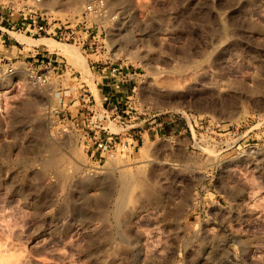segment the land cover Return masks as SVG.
Wrapping results in <instances>:
<instances>
[{
	"label": "rangeland",
	"instance_id": "1",
	"mask_svg": "<svg viewBox=\"0 0 264 264\" xmlns=\"http://www.w3.org/2000/svg\"><path fill=\"white\" fill-rule=\"evenodd\" d=\"M94 1L0 8V59L65 65L52 88L0 78V264H264V0H103L84 24ZM42 19L101 47L38 37ZM113 106L163 133L126 149L111 123L91 155L90 109Z\"/></svg>",
	"mask_w": 264,
	"mask_h": 264
},
{
	"label": "built area",
	"instance_id": "2",
	"mask_svg": "<svg viewBox=\"0 0 264 264\" xmlns=\"http://www.w3.org/2000/svg\"><path fill=\"white\" fill-rule=\"evenodd\" d=\"M11 0H0L1 11H7L8 9H3L7 2ZM9 7V6H8ZM105 12V4L103 0H96L92 3L85 5L81 12L82 23L88 22V20L93 16L94 18L101 17L102 13ZM10 24V22H9ZM92 24V23H90ZM7 27L14 29L15 31L22 32L24 31L23 25H7ZM94 30V25H91ZM34 32L38 37L48 36L53 39H58L63 42H70L72 44H77L79 47H82L84 51H98L101 44H98L97 41L86 42L81 38L80 30L74 25H65L63 22H57L51 24L50 21H44L43 19L34 24ZM96 28V26H95ZM99 30V31H98ZM96 33L91 32L92 38H96L101 33L99 27L95 29ZM65 65L63 64L62 59H46L41 58L37 60H28L22 57H13V58H1L0 59V78L10 77V78H24L25 81L35 87L39 88H52L54 84L52 79L54 76L57 78L62 77L65 70ZM59 93V92H56ZM93 110L94 114L99 116L98 122L89 126L86 135H89V142L86 143V151L90 149L91 155L95 152L109 153L113 151L116 147V134L110 130L109 124L113 123L121 127L124 131H129L127 135V140L121 141L123 148L136 147L139 142V136L137 133H130L131 128L128 127L127 119L123 116V113L118 110L117 106L110 108H103V111L98 113L96 109ZM97 112V113H96ZM161 125V123H159ZM92 142V143H91ZM93 145L91 148L90 145Z\"/></svg>",
	"mask_w": 264,
	"mask_h": 264
},
{
	"label": "crops",
	"instance_id": "3",
	"mask_svg": "<svg viewBox=\"0 0 264 264\" xmlns=\"http://www.w3.org/2000/svg\"><path fill=\"white\" fill-rule=\"evenodd\" d=\"M112 95L113 93H110V95H108V98H110V96ZM169 127L170 129L175 130L174 125L171 124L169 125ZM162 130H163V127L159 123H157L155 125L146 124L145 127L140 128L137 131H138V136H140L141 139L144 140V139H150L152 136L157 135L159 132L162 134L163 133Z\"/></svg>",
	"mask_w": 264,
	"mask_h": 264
},
{
	"label": "bare ground",
	"instance_id": "4",
	"mask_svg": "<svg viewBox=\"0 0 264 264\" xmlns=\"http://www.w3.org/2000/svg\"><path fill=\"white\" fill-rule=\"evenodd\" d=\"M22 41V40H21ZM28 41V40H27ZM26 41V42H27ZM25 42V41H24ZM28 42H32V41H28ZM27 42V43H28ZM42 42H44L46 45H48V47L49 48H55L56 50H58V51H60V52H64V53H66L67 55H69L70 57L72 56V52H71V50H67V49H63V48H61L58 44H56V43H53V42H50L49 40L48 41H42ZM145 154V153H144ZM138 172V171H137ZM135 173V172H134ZM136 181V180H135ZM132 182V181H131ZM145 186V185H144ZM151 188V187H150ZM152 189H153V187H152ZM145 190V189H144ZM142 192H143V190H142ZM145 193H146V196H147V199L149 198V199H152L153 198V196H154V190L153 191H151L150 189L149 190H145ZM157 193V192H156ZM143 194H144V192H143ZM144 198V197H143ZM178 208V207H177Z\"/></svg>",
	"mask_w": 264,
	"mask_h": 264
}]
</instances>
